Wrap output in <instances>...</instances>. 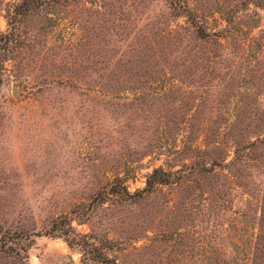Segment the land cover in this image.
Wrapping results in <instances>:
<instances>
[{"label":"rangeland","instance_id":"1","mask_svg":"<svg viewBox=\"0 0 264 264\" xmlns=\"http://www.w3.org/2000/svg\"><path fill=\"white\" fill-rule=\"evenodd\" d=\"M21 1L0 0V264H264V0ZM154 169L174 179L143 190Z\"/></svg>","mask_w":264,"mask_h":264},{"label":"trees","instance_id":"2","mask_svg":"<svg viewBox=\"0 0 264 264\" xmlns=\"http://www.w3.org/2000/svg\"><path fill=\"white\" fill-rule=\"evenodd\" d=\"M39 0H22L21 3L16 6V10L15 14H25L28 11H31L34 7H36V5L38 3ZM24 11V12H23ZM252 145H254L253 143H250L247 145V147H251ZM236 153L238 152V150L235 151ZM174 174L173 172H166L162 169H154V171L149 175L148 179H147V186L143 189V190H150L154 187L155 184H162V183H168L171 182L172 179H174ZM112 193L117 192L118 195H120L122 198H128L129 194L127 193V191L125 190V188L123 187L120 190L117 191L116 190H112ZM68 238V243L69 245H74V244H81L80 239H74V238ZM86 246H89L88 252V259L90 264H102L103 262L108 261V258L101 253V249L99 247L93 246L91 243H86V244H82L81 247H83V251H85Z\"/></svg>","mask_w":264,"mask_h":264}]
</instances>
